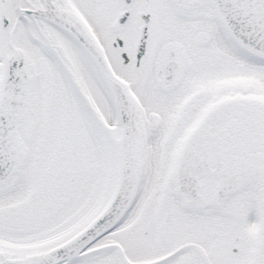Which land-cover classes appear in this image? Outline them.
I'll return each instance as SVG.
<instances>
[{"label": "snow or ice", "instance_id": "snow-or-ice-1", "mask_svg": "<svg viewBox=\"0 0 264 264\" xmlns=\"http://www.w3.org/2000/svg\"><path fill=\"white\" fill-rule=\"evenodd\" d=\"M0 264H264V0H0Z\"/></svg>", "mask_w": 264, "mask_h": 264}]
</instances>
